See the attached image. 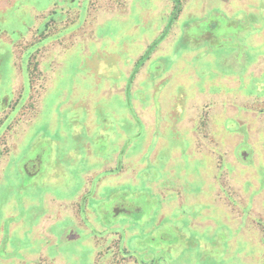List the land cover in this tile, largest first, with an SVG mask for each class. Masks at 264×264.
Masks as SVG:
<instances>
[{"label":"rangeland","instance_id":"rangeland-1","mask_svg":"<svg viewBox=\"0 0 264 264\" xmlns=\"http://www.w3.org/2000/svg\"><path fill=\"white\" fill-rule=\"evenodd\" d=\"M179 1L0 0V264H264V0Z\"/></svg>","mask_w":264,"mask_h":264},{"label":"trees","instance_id":"trees-1","mask_svg":"<svg viewBox=\"0 0 264 264\" xmlns=\"http://www.w3.org/2000/svg\"><path fill=\"white\" fill-rule=\"evenodd\" d=\"M174 2H175V11L172 13L173 14V17H172V20L174 21V20H176L177 18H178V13H180V10L178 9V7H179V5H180V1L179 0H173ZM210 26V28H214V26H211L210 24L208 25V27ZM164 33V35H165V32H163ZM163 33L161 34V36H160V38H163L164 37V35H163ZM142 59H140L139 61V64L138 65H136L137 67H139L140 66V63L141 62H143L146 58L145 57H141ZM246 150H247V148H245ZM244 152H246L245 150L244 151H242V149H240L239 150V153H238V155H237V157H238V159L236 160L237 162H236V164L238 165V163H240L241 164V162L243 161V157H244ZM248 153V152H247ZM249 156H250V154H249ZM120 194V193H119ZM116 207V206H115ZM114 210L115 209H117V208H113ZM160 246H163V245H160ZM165 246H163V248H164ZM160 258V257H159ZM147 261H149V260H147Z\"/></svg>","mask_w":264,"mask_h":264}]
</instances>
